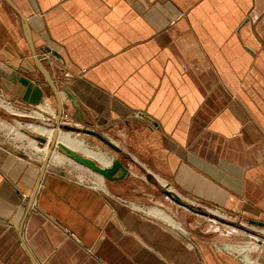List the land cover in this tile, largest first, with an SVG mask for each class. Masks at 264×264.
Listing matches in <instances>:
<instances>
[{
    "label": "crops",
    "instance_id": "1",
    "mask_svg": "<svg viewBox=\"0 0 264 264\" xmlns=\"http://www.w3.org/2000/svg\"><path fill=\"white\" fill-rule=\"evenodd\" d=\"M12 2L31 43L0 0V91L58 112L57 90L62 113L84 122L68 90L129 171L92 188L0 141V264H237L136 202L151 173L190 201L264 220V0Z\"/></svg>",
    "mask_w": 264,
    "mask_h": 264
},
{
    "label": "rangeland",
    "instance_id": "2",
    "mask_svg": "<svg viewBox=\"0 0 264 264\" xmlns=\"http://www.w3.org/2000/svg\"><path fill=\"white\" fill-rule=\"evenodd\" d=\"M9 108L10 107L6 109L0 105V120L5 123L4 126L0 128V141L22 153L30 154L35 159L46 161L43 151L36 148L32 139H35L36 144L40 146L35 136L40 135L46 138L45 143H47L48 137L47 134H40L32 130V128L28 126V123H38V125L47 128H59L63 131L70 132L73 136L82 138L90 148L102 151L110 157V164L112 160L119 157L118 155L120 153L109 147L100 139L83 132V128H91V126L87 125L85 122L77 120L79 124L72 125L74 129H66L62 125L57 124V112L54 108L48 107L45 104L27 111ZM10 126L18 127V130L23 132L24 135H20L16 131L11 130ZM104 135L108 137L106 134ZM108 138L111 139L110 137ZM51 144L52 141H48L49 150L55 149L59 153L65 155L61 152L60 146H55L56 143L53 146ZM64 157L65 163L61 164V166L73 169L81 176L80 178L82 180L87 182H89V180L97 181L101 176L100 179L102 178L104 184H106V181H109L102 175L78 164L68 156L65 155ZM142 176L150 188L146 193L147 195L140 196L141 203L135 201L136 204L147 207L159 206V203H161L164 205L163 209L173 214L174 219L181 223L185 232L203 237L210 241L216 246V250L219 253L231 257L237 264H264V226L250 223V219L243 218L234 213L193 201L194 204L203 206L215 216L211 217L196 214L173 202L159 190L154 182L148 180L145 173H142ZM158 179L161 182L162 179L159 177Z\"/></svg>",
    "mask_w": 264,
    "mask_h": 264
},
{
    "label": "water",
    "instance_id": "3",
    "mask_svg": "<svg viewBox=\"0 0 264 264\" xmlns=\"http://www.w3.org/2000/svg\"><path fill=\"white\" fill-rule=\"evenodd\" d=\"M6 1L21 15V17L23 19V22H24V27H25L26 32H27V37H28L29 43H31L29 28H28V25H27V23L25 21L24 16L22 15V13L18 9V7L12 2V0H6ZM43 50H45L49 54L59 58L61 60L62 64L65 63L62 55L59 52H57L55 50H52L50 47H47V46L43 47ZM35 57H36L38 65H39L40 69L42 70L43 74L45 75L47 80L50 82V84L54 87V78L48 72V70L45 68V66H43L42 62L39 60L38 55L35 54ZM66 91H67V94L72 99L73 106L80 112L82 119L85 120L86 118H85L84 112L82 111L81 108L78 107L76 99L74 98V96L68 90H66ZM56 94H57V97H58V100H59V108H58V112H57V120H58L57 124L62 125L66 129H74V127L71 126V125L61 124L62 104H61L60 98L58 96L57 90H56ZM107 129H109V128H105V131ZM56 132H57V129L55 130L54 137L51 140L52 141V144H51L52 146L55 145ZM83 132L97 137L98 139H100L102 142L107 144L109 147H111L112 149H114L118 153L121 154L123 152L122 148L118 144H116L113 140H111L108 137H106L103 134V132H100L98 130H94V129H91V128H88V127L83 128ZM35 137L39 141L40 145H44V143L46 142V138H44V137H42L40 135H37ZM58 146H60L61 152L64 153L66 156H68L69 158L73 159L78 164H80V165H82V166H84V167H86V168H88V169H90V170L102 175L103 177H105L109 181H116V180L122 179L128 174L129 169H128L127 165H125V163L123 161V158L114 159V160H112V163L110 165L102 166L96 160H94L92 158H89V157H86V156H83L82 154H80L76 150H73L72 148L68 147L67 145H65L62 142L58 143ZM51 151H52V149H51ZM48 162H49V156L46 157L45 164H47ZM147 178L149 180H154V176L151 173L147 174ZM154 182L158 186L159 190L162 193H164L167 197H169L177 205L185 207V208L189 209L190 211L195 212L196 214H200V215H203V216H211V217L215 216L213 213H210L208 210H206L203 206H201L199 204L196 205V204H194L193 201H190L187 198H185L184 196L180 195L178 192H176L170 186H168L166 184H162L161 182H159L157 180H155ZM249 222L253 223V224L264 226V221H262V220L250 219Z\"/></svg>",
    "mask_w": 264,
    "mask_h": 264
},
{
    "label": "bare ground",
    "instance_id": "4",
    "mask_svg": "<svg viewBox=\"0 0 264 264\" xmlns=\"http://www.w3.org/2000/svg\"><path fill=\"white\" fill-rule=\"evenodd\" d=\"M28 126H30L32 128V130H34L40 134H47L48 141H50V142L53 139L54 134H55V130H56L54 128L42 127V126L38 125V123L37 124L36 123H28ZM10 129L13 131H16L20 135H24L23 132L18 130V127L10 126ZM32 141H33V144L36 146L37 149L43 151L44 157L49 156V159H51V161L56 163V164L65 163V157H64L65 155L59 153L55 149L52 151H51V149L49 150L48 141H47V143H44V145H40V146L36 144L35 139H32ZM60 142L64 143L65 145L72 148L73 150H76L77 152H79L83 156H86V157H89V158L96 160L102 166L110 165V159H109L110 157H108L104 152L97 151L95 149L90 148L86 144L84 139L79 138L77 136H73L70 132L63 131V130L57 128V132L55 135V143H56L55 146H58V143H60ZM101 180H102V178H101ZM161 182L165 183L164 180H161ZM147 210L151 213H154L156 215H159V216L165 218V220L166 219L169 220L170 222L174 223V225H176V226H182V225H180L179 221L173 219L170 214H168L165 210H163L157 206H148ZM256 264H262V263H256Z\"/></svg>",
    "mask_w": 264,
    "mask_h": 264
},
{
    "label": "built area",
    "instance_id": "5",
    "mask_svg": "<svg viewBox=\"0 0 264 264\" xmlns=\"http://www.w3.org/2000/svg\"><path fill=\"white\" fill-rule=\"evenodd\" d=\"M0 105L2 107L6 108V109H8V107H10V109H17V110H20V111H26V110H21V109L15 107L14 103L11 100L7 99L4 96L3 92H1V91H0ZM36 107H38V106H36ZM30 110H32V109H30ZM61 124H67V125H71L72 126V125H77L79 123L77 122V119L72 117L69 113L63 112L62 116H61ZM82 181L87 183V185H89L92 188H99V187L105 188V184L102 185L101 183H98L95 180H89V182L84 181V180H82ZM124 201L129 203L130 205L131 204L133 205V202H130V201L126 200V199H124Z\"/></svg>",
    "mask_w": 264,
    "mask_h": 264
},
{
    "label": "flooded vegetation",
    "instance_id": "6",
    "mask_svg": "<svg viewBox=\"0 0 264 264\" xmlns=\"http://www.w3.org/2000/svg\"><path fill=\"white\" fill-rule=\"evenodd\" d=\"M84 122H86L87 125L91 126V129L96 130V129L93 128V126L91 125V121H89V120H84ZM88 128H90V127H88ZM98 131L102 132L101 130H98Z\"/></svg>",
    "mask_w": 264,
    "mask_h": 264
}]
</instances>
